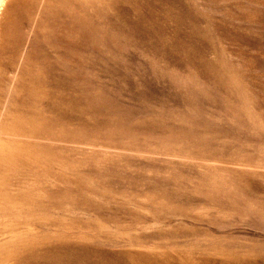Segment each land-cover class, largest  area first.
<instances>
[{
  "label": "rangeland",
  "instance_id": "374dc122",
  "mask_svg": "<svg viewBox=\"0 0 264 264\" xmlns=\"http://www.w3.org/2000/svg\"><path fill=\"white\" fill-rule=\"evenodd\" d=\"M0 264H264V0H0Z\"/></svg>",
  "mask_w": 264,
  "mask_h": 264
}]
</instances>
